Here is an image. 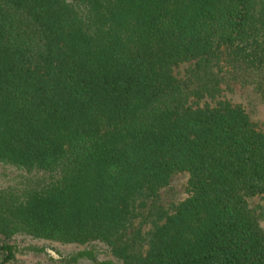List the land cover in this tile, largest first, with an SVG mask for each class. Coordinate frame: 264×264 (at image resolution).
Listing matches in <instances>:
<instances>
[{"label":"trees","instance_id":"1","mask_svg":"<svg viewBox=\"0 0 264 264\" xmlns=\"http://www.w3.org/2000/svg\"><path fill=\"white\" fill-rule=\"evenodd\" d=\"M234 84L264 100V0H0V264L16 235L79 247L25 246L54 264H264Z\"/></svg>","mask_w":264,"mask_h":264},{"label":"rangeland","instance_id":"2","mask_svg":"<svg viewBox=\"0 0 264 264\" xmlns=\"http://www.w3.org/2000/svg\"><path fill=\"white\" fill-rule=\"evenodd\" d=\"M223 88V86H221ZM221 95L232 103L240 104L247 112L251 121L259 129H264V100L253 90L251 86L232 85L230 89H223ZM186 175L184 173H175L167 186L159 191L160 202L164 206L180 200L185 194ZM250 207L254 208L256 213L264 210L259 196H253L248 199ZM262 206V207H260ZM259 224L264 233V216H259ZM12 241L17 246V256L22 264H54L48 259L47 255L41 251H27L25 246L32 245L41 248H52L60 254H66L74 248H79L71 244H61L57 242H47L36 240L24 235H16ZM11 264H15L14 262ZM77 264H88L86 261H79Z\"/></svg>","mask_w":264,"mask_h":264}]
</instances>
